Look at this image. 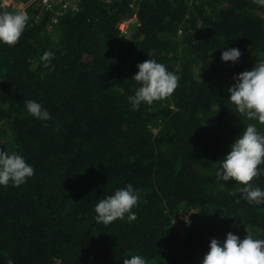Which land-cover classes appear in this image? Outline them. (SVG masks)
<instances>
[{
  "label": "trees",
  "instance_id": "1",
  "mask_svg": "<svg viewBox=\"0 0 264 264\" xmlns=\"http://www.w3.org/2000/svg\"><path fill=\"white\" fill-rule=\"evenodd\" d=\"M133 12L128 0H81L49 34V13L30 6L19 41L0 43V149L34 168L23 184L0 186V264H123L134 254L147 264H198L213 237L264 238V203L214 171L247 123L264 133L227 98L233 74L264 59V4L140 0L136 25L121 34L118 23ZM223 47L238 48L239 61L222 62ZM45 50L55 53L46 66ZM147 58L178 84L134 110L132 75ZM26 99L50 119L30 115ZM128 183L136 218L95 221L98 199ZM250 183L264 188V173ZM190 208L199 222L179 234L170 219Z\"/></svg>",
  "mask_w": 264,
  "mask_h": 264
},
{
  "label": "clouds",
  "instance_id": "2",
  "mask_svg": "<svg viewBox=\"0 0 264 264\" xmlns=\"http://www.w3.org/2000/svg\"><path fill=\"white\" fill-rule=\"evenodd\" d=\"M264 4V0H258ZM27 23L24 11H0V43L15 45ZM55 53L45 50L40 61L48 65ZM241 51L236 47H223L220 53L222 62L237 63ZM132 78L138 82L134 93L127 96L132 109L141 104H151L155 100L173 93L178 84V75L167 70L166 66L155 58H147L137 64ZM233 83L227 87L228 99L236 106V111L249 120L264 123V59L257 60L250 70L233 74ZM26 111L34 118L47 121L50 113L39 101L26 99ZM215 176L222 182L238 181L244 199L256 204L264 203V188L250 181L264 173V133L257 130L255 123H247L228 145L227 151L216 160ZM34 173L32 164L17 151L0 149V186L10 183L19 186ZM138 201V192L131 183L116 188L94 204V219L104 224L115 219L131 221L136 218L132 210ZM196 213V212H192ZM6 264H14L9 258ZM123 264H147L142 254L123 258ZM198 264H264V238H254L249 234L241 237L238 233L227 232L224 239L211 238L208 249Z\"/></svg>",
  "mask_w": 264,
  "mask_h": 264
},
{
  "label": "built area",
  "instance_id": "3",
  "mask_svg": "<svg viewBox=\"0 0 264 264\" xmlns=\"http://www.w3.org/2000/svg\"><path fill=\"white\" fill-rule=\"evenodd\" d=\"M81 0H0V8L8 11H24L27 14L30 6L37 7L40 11L49 13L48 22L46 24V31L51 34L55 25L61 15L67 12H75L79 9ZM110 1V0H105ZM140 0H128L129 6L134 10L133 14L127 18L122 19L118 23V29L121 34L127 35L130 31V25L133 20H136L135 9ZM189 211V210H188ZM194 208H191L188 213H192ZM182 212L175 213L170 222L174 230L179 234H184L188 221L191 218L184 219L186 214Z\"/></svg>",
  "mask_w": 264,
  "mask_h": 264
},
{
  "label": "rangeland",
  "instance_id": "4",
  "mask_svg": "<svg viewBox=\"0 0 264 264\" xmlns=\"http://www.w3.org/2000/svg\"><path fill=\"white\" fill-rule=\"evenodd\" d=\"M130 25V29L133 28V26L136 25V20H133L131 22ZM233 83V79L230 78L228 81H227V84L231 85ZM153 131H156V127H153ZM6 135V134H5ZM191 209V208H190ZM189 209V211H190ZM189 211H187V213L184 215V219H188V218H191L188 223H187V226H186V229L195 225V224H198L199 222V216L197 215L198 213V209L197 208H194V211L192 212H196V213H188Z\"/></svg>",
  "mask_w": 264,
  "mask_h": 264
}]
</instances>
